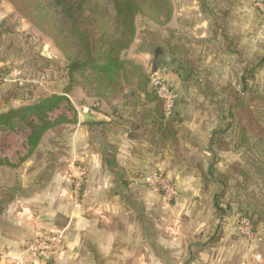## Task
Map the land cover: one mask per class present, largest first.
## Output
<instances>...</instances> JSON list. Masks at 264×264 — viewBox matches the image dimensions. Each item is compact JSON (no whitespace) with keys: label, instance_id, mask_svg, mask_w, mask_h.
Segmentation results:
<instances>
[{"label":"crops","instance_id":"0c3cea01","mask_svg":"<svg viewBox=\"0 0 264 264\" xmlns=\"http://www.w3.org/2000/svg\"><path fill=\"white\" fill-rule=\"evenodd\" d=\"M202 1L171 0L170 21L156 26L161 34L155 36L156 48L149 44L141 26L129 49L131 58L144 65L151 50L163 45L173 52L164 53L168 62L196 58L202 70L211 74L207 62H219V38L223 41L224 37L214 26V9L208 0ZM228 5L226 25L230 31L228 17L241 9L238 0ZM139 36L143 47L137 51ZM247 40V46L254 47L253 37L249 35ZM226 53L230 57L234 51L227 49ZM156 61V71L165 74ZM175 75L170 72L164 79L174 82ZM180 91L183 99L178 95L173 109L174 138L152 141L134 139L122 125L119 112L109 116L102 107L93 111L74 106L67 96L79 126L58 164L49 162L45 154L37 163L52 129L30 151L27 139L31 130L26 124L20 123L13 130L0 128V264H264V223L256 232L260 241L247 240L236 229L235 211L218 216L213 206V196L221 189L214 176L227 177V181L239 179L230 169L243 166L242 153L232 147L222 151L219 145L213 148L211 140L219 130V106L205 103L195 87H181ZM22 102L3 107L0 113L29 105ZM150 107L152 104L145 105V109ZM210 109L218 118L206 116ZM61 110L63 104L54 111ZM54 111L49 121H53ZM30 121L37 123L34 117ZM110 121L116 125L108 130L101 150L98 143L103 140L91 138L83 125ZM103 157L108 165L103 164ZM261 168L250 189L258 201L264 199V166ZM79 171L83 172V189L76 206L70 190ZM210 171L212 177L202 176ZM152 173L165 177L177 197L169 200L149 187L146 180ZM41 231L59 232L62 249L45 258L20 255L22 243Z\"/></svg>","mask_w":264,"mask_h":264},{"label":"trees","instance_id":"16d2710c","mask_svg":"<svg viewBox=\"0 0 264 264\" xmlns=\"http://www.w3.org/2000/svg\"><path fill=\"white\" fill-rule=\"evenodd\" d=\"M15 12L28 22L41 35L48 38L53 46L62 54L66 65V73L70 86L61 94H50L37 99L33 104L11 108L5 113H0V128L13 130L20 123L26 124L31 130L27 139L30 151L38 145L45 132L54 127L67 123L64 117L49 121V114L58 110L62 104L70 106L67 97L73 85L85 84L93 92L96 103L104 102L110 105L118 99L122 103L124 116L121 123L131 131L134 139L144 138L148 141L154 138L170 139L175 135L174 114L168 119L164 116L163 101L158 98L152 86L148 90L149 76L145 74L141 66L127 60L123 54L129 50L136 38V22L140 18L145 23L158 26L166 25L173 14L171 0H6ZM226 12L220 10L219 14H213L214 26L224 38H228V27L224 23ZM0 24V35L9 33ZM147 35V33L145 34ZM149 44L153 46L151 39ZM153 48V47H152ZM235 52V51H234ZM39 60H47L41 55ZM258 64L264 62V56L258 58ZM171 72L178 74L181 71H189L186 81V89L195 87L199 94L205 97L208 103L225 104L228 106L226 116L223 114L219 120L225 124L224 129L215 130V136L211 145H219V151L227 150L231 146L235 151H242V167L237 171L239 179L235 178V199L230 201L226 191H220L213 196V206L219 215L235 211L237 216L245 217L251 223L252 231L257 232L260 223H264V199L255 200L254 194L249 192L247 199L239 201L237 198L247 188L249 171L259 172L264 166V155L260 152L252 153L249 147L250 139L246 134L248 129L243 126H232L227 121L234 117V109H241L242 113H252L264 109V98L249 87L253 78V70L247 69L246 75L239 77L240 94L219 102V94L216 92L213 82L202 75L199 70V62L196 58L181 57L171 59L168 63ZM158 67V65H157ZM200 74V75H199ZM80 80V81H78ZM135 88V89H134ZM129 90L131 94H128ZM202 93H201V92ZM141 92L142 95H138ZM152 107L145 109V105ZM264 111V110H263ZM224 113V111H223ZM34 117V124L30 118ZM95 128L97 135L91 138H99L98 146L104 144L106 132L116 125L115 121L92 122L87 124ZM230 125V126H229ZM227 127L228 130L226 129ZM91 129V131H92ZM233 131L230 140L224 139L227 131ZM239 130L241 139H237ZM99 136V137H98ZM245 148V150H244ZM104 151V149H103ZM103 164L107 159L103 157ZM108 165V164H107ZM212 177V171L202 174ZM221 189H227V177L214 176ZM242 178V181H239Z\"/></svg>","mask_w":264,"mask_h":264},{"label":"rangeland","instance_id":"374dc122","mask_svg":"<svg viewBox=\"0 0 264 264\" xmlns=\"http://www.w3.org/2000/svg\"><path fill=\"white\" fill-rule=\"evenodd\" d=\"M208 1L211 8L214 9V12L219 14L220 10L226 12L227 6H229L228 4L231 3L232 0ZM238 1H240L241 10H233L231 19L230 15L228 17L230 20V31H228V33H230L228 38H224L223 41L219 38V62L215 64L213 62H207V67L212 70L211 74L210 71H204L202 70L203 68L199 66V70H201L202 73V75L199 74L200 77H208V79L214 83V86L219 89V93L222 92L219 95V102H225L227 96H229V98L235 96L236 94H240L241 96L239 77L245 76L247 69L253 70L254 78L252 81L250 80L249 87H251L252 91L258 92L261 97L264 98V62L262 64H258L257 62L258 58L264 56V13L256 6L257 3H264L256 0H252L251 2L248 0ZM224 23H226V19ZM0 24H3V28L9 32L0 35V74L2 75L0 79V111L3 107H11L13 104H19L20 101L27 102L29 105L33 104L37 99L43 96H48L53 93L61 94L66 87L70 86L64 71L66 62L62 54L53 46L52 42L48 38L41 35L28 22L22 19L6 0H0ZM141 26H144V33H147L145 38L151 39V41H153V46L155 47V36L160 34L156 28L158 25L149 22L145 23L144 20L139 18L136 22V32L139 31ZM247 26H250L248 31ZM249 35L252 36L255 41L254 47L250 48L247 46V39ZM219 36H222L220 32ZM139 42L138 48L135 47L136 50L140 48V50H142L143 39L141 36H139ZM158 47L160 48H158L159 53L156 65H158L157 68L159 70H164L166 73L163 74V71H160V73L158 70L155 71V73H157L160 77L165 78L166 75L171 72V66L167 64L168 58H166L164 53L172 54L173 52L163 45ZM155 48L151 50L149 59L146 60L144 65L131 58V55L129 54L130 50H127L123 54L125 59L141 66L145 74L149 76V91L152 90L151 75L153 74V51ZM227 49L235 51L234 54L228 57L226 53ZM38 55H41L47 61L43 62L39 60L37 57ZM4 76H9V80H4ZM180 79V74H176L174 82L168 79L167 81L165 80L169 88H172L173 91L175 90V93L177 92L176 102L178 100V95H180V98L183 99L180 88L189 85L186 81L180 83ZM176 82L179 84L178 88L175 86ZM130 92L131 91L129 90L128 94H131ZM137 94L142 95L141 92H137ZM193 95H195V92ZM67 96H69L74 106H86L89 110L93 111H97L102 107L105 115L112 116V113L117 111L119 112L121 119L124 117L120 115L123 109H120L121 107L118 106L119 103L122 105L124 100L120 98L110 105H107L104 102L96 103V98L93 96V92L85 84L73 85ZM195 96L199 99V101H201L197 95ZM195 96L191 97V100H194V102L196 100ZM205 101L206 100H204V102ZM74 106H72L70 102V106L63 104V110L54 111L53 116H51L53 121L60 117H64L66 120L68 119L67 121L69 122L62 123L49 131L42 147L43 154H39L38 164L43 160L42 155L44 154L49 162H52V164H58L60 157H63L64 152L68 150L69 147H67V144L69 142V138L77 133V127L79 126L75 125L77 123V115ZM210 108L212 107L210 106ZM227 109V105L219 104V118L223 114L226 116ZM263 110L264 109H261L252 113V115H247L242 113L241 109L235 108L234 117L232 120L229 119L227 121L228 123H231L230 125L232 126L240 125L248 129L246 136L250 139L249 147L252 148L250 152L258 153L259 151L261 155H264ZM59 112L63 113L60 117H58ZM55 116H57V118ZM206 116L209 118H218V115L216 116V112L211 111V109L206 113ZM84 127H86V129L88 127L87 131L89 136H92V134L97 135L95 128L92 129L89 126L83 125V128ZM224 127L225 124H221L219 120L220 130L224 129ZM228 128L229 127L226 129L228 130ZM233 134V131L229 129L223 137L226 140H230V137ZM241 135L243 134H240L238 130L236 133L237 139H241ZM240 152L242 153V151ZM240 168L241 165L232 166L230 169V172H232L231 174L234 176ZM258 178V172L250 173V180L248 179V182H246L247 188L244 190L245 192L242 194V197H238L237 200L244 201V199H247V197L250 196L249 192L252 182H255ZM73 179L74 177L72 178L71 186ZM233 179L227 181V189H219V192L226 191L227 195L231 199L230 201L235 199V193L243 192L235 191V182ZM239 181H242V178H240Z\"/></svg>","mask_w":264,"mask_h":264},{"label":"built area","instance_id":"2783aa9c","mask_svg":"<svg viewBox=\"0 0 264 264\" xmlns=\"http://www.w3.org/2000/svg\"><path fill=\"white\" fill-rule=\"evenodd\" d=\"M256 6L264 13V4L257 3ZM152 86L159 99L163 101V112L166 118L173 113L176 93L169 88L164 78L157 73L151 75ZM146 184L153 190L160 191L166 198L174 199L177 197V192L170 182L159 173H152L146 180ZM83 185V172L74 176L70 199L78 206ZM237 231L247 240H258L260 238L252 231L249 220L242 216H237L236 220ZM63 247V237L59 232L55 231H41L33 239L27 240L21 245L20 255H27L34 258H45L60 251Z\"/></svg>","mask_w":264,"mask_h":264},{"label":"water","instance_id":"95a60500","mask_svg":"<svg viewBox=\"0 0 264 264\" xmlns=\"http://www.w3.org/2000/svg\"><path fill=\"white\" fill-rule=\"evenodd\" d=\"M158 53H159V49L157 48L153 52V56H154V63H153V68H152L153 73L156 71L155 60L158 57ZM181 75H182V79L185 80L188 77V75H189V71H182L181 72ZM1 77H2V75L0 74V79H1ZM3 79L6 80V81H8L9 80V76H4Z\"/></svg>","mask_w":264,"mask_h":264}]
</instances>
